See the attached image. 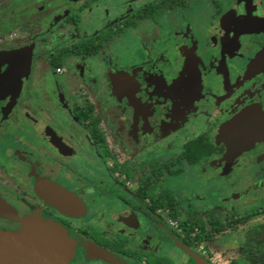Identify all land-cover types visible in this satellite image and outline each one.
Masks as SVG:
<instances>
[{
    "label": "flooded vegetation",
    "instance_id": "af4514ba",
    "mask_svg": "<svg viewBox=\"0 0 264 264\" xmlns=\"http://www.w3.org/2000/svg\"><path fill=\"white\" fill-rule=\"evenodd\" d=\"M192 1L121 0L108 10L107 0H0V53L18 52L20 61L16 80L1 79L15 65L0 63V229L18 231L3 224L16 223L13 213L53 222L74 242L70 264H196L188 252L213 264L210 244L234 229L198 241L200 227L187 238L180 222L196 216L207 230L208 218L249 213L237 215L238 194L226 186L190 191L196 181L187 175L209 169L203 182L221 176L264 194V0ZM176 10L178 18L158 27ZM143 20L146 36L137 29ZM122 36L139 57L125 68L111 50ZM100 65L113 96L105 114L87 82ZM107 117L115 118L117 149L107 141ZM50 184L82 211L70 216L46 203ZM166 194L179 219L167 203L154 206ZM94 195L106 197L90 206ZM85 243L120 262L91 257Z\"/></svg>",
    "mask_w": 264,
    "mask_h": 264
},
{
    "label": "rangeland",
    "instance_id": "374dc122",
    "mask_svg": "<svg viewBox=\"0 0 264 264\" xmlns=\"http://www.w3.org/2000/svg\"><path fill=\"white\" fill-rule=\"evenodd\" d=\"M115 1H121V0H107L106 2V8L108 10H114V4L116 3ZM124 1V0H123ZM203 0H197V1H192L191 6L197 4L198 2H202ZM180 15V12H178V10H176L173 13H167L164 14V16H162V20H160V25H158V27H160L163 24V21L168 19V21L170 23H172L171 20H175V18H178L177 16ZM105 18H107L105 16ZM174 25V24H173ZM137 29L139 30L140 35L142 36H146L148 33V26H147V22L146 21H139L137 23ZM130 33V32H129ZM130 34H128L127 36H129ZM129 38V37H128ZM146 38V37H145ZM128 41L125 40V37L122 36L120 38L117 39L116 43L118 45V47L116 45H113L111 50H112V54L113 55H118L119 58V62L118 59L116 60L117 62H115V66L118 67H123L125 68L126 64H132V62H134L133 60H135V58H139L138 57V53L134 48V43L130 41V39H127ZM70 63V62H69ZM72 63V62H71ZM38 66H41V63L37 64ZM100 68L98 69L99 71H101L99 73L96 72L92 73L89 75V80L87 82H91L90 84L93 86V88L90 89L91 93L94 94V96L96 98H99V96L103 97L104 99V103H105V107L99 110L101 112V114H105L107 112L106 109H108V106H110V103H113V96L112 93L109 89V85L108 82L105 81V73L103 70L102 65L99 66ZM128 68V67H127ZM46 72L42 71L40 72V76L42 79H44ZM101 77V78H99ZM98 81H102V84L105 86V91H102V88H100V90H97L99 88H96V82ZM99 83V82H98ZM98 91V93H97ZM99 94V95H98ZM149 105V102L146 103V106ZM114 108V107H111ZM108 112L110 114H113L114 112H116V110L111 109L108 110ZM112 116V115H110ZM117 117V115H116ZM106 120L104 121V126L106 128V132H107V141L108 144L110 145V148H116L117 146H119V142L116 138V122H114L115 118L112 117H107L105 118ZM129 127L127 126L125 128V136H124V131L122 133V135L124 136V145H126L127 147V152L126 153H130L131 149H133L134 147L132 146V141L130 140L129 136H127V133L130 134V131L128 130ZM179 134L175 135L174 138L172 136H170V147L171 149H173V146L177 145L178 143V136ZM175 143V144H173ZM140 145H146L145 142L140 143ZM133 147V148H132ZM117 149V148H116ZM119 149V148H118ZM125 153V152H123ZM125 153V154H126ZM208 170L206 172H201L199 171V168H193L189 174L187 175V178H189V176H191V174L194 175L193 179L196 182H193L190 184V191H208L210 188L213 187H221V186H226L228 187V191H235L238 194V197H234L235 199H233V205L235 207V209L237 210V215H243L246 213H250L253 211H259L264 209V194L261 193V191H254V194H247L245 193L243 190V188L245 187L244 185H235V186H231L229 185V183L227 182V180H224L221 176L218 177V182L216 183H208V182H203L206 178H208L210 176V174H208ZM189 180V179H188ZM201 180V181H200ZM203 183L201 184L203 187L201 188L199 185H197L198 183ZM105 186H108L107 183H104ZM189 186V185H188ZM232 187V188H231ZM113 187H107V190H113ZM226 190H221L219 191H215L213 192L212 195H218L220 193H225ZM257 191V192H256ZM102 197H106L105 195H99L96 196L94 195V197H92L90 199V206H95V204L99 201V199ZM204 199V198H203ZM105 208L109 209L111 207V200H107L105 203ZM219 204H221L219 202ZM12 211H14L12 209ZM13 220H15V224L14 223H8L6 221H3V224L7 227H14L17 226L18 224L19 229H22L26 223L31 222V220L35 219V217L33 216H21L18 213H13L12 215ZM75 219H71L70 221H73ZM264 222V213L258 214L256 216H253L252 218H250L248 221H246L244 224L242 225H238L234 230H228L226 231L224 234H220L216 239H214L212 241V243L210 244V251H211V260L213 262V264H226L229 260L236 258L239 254V246L244 243L245 241V237H246V231L253 227L254 225ZM90 222H88L87 224H89ZM88 227H91V224L88 225ZM100 229L97 228V232ZM66 235V234H65ZM70 243H74L72 239L69 238V236H67ZM154 239V238H153ZM183 259V258H182ZM182 259L177 258V262L176 264H183ZM167 262V260H165Z\"/></svg>",
    "mask_w": 264,
    "mask_h": 264
},
{
    "label": "water",
    "instance_id": "95a60500",
    "mask_svg": "<svg viewBox=\"0 0 264 264\" xmlns=\"http://www.w3.org/2000/svg\"><path fill=\"white\" fill-rule=\"evenodd\" d=\"M13 53H0V63L12 61L11 64L15 65L6 69L3 77L1 76L2 80L18 78L16 65L20 64V61L18 52ZM45 192L43 195L45 202L60 212L76 216L82 211L80 200L55 184H50ZM70 246L71 243L62 228L53 222L35 218L18 231L0 229V264H70L68 259ZM84 246L91 257L111 263L120 262L112 254L92 244L85 243ZM188 253L196 264H207L197 255Z\"/></svg>",
    "mask_w": 264,
    "mask_h": 264
},
{
    "label": "trees",
    "instance_id": "16d2710c",
    "mask_svg": "<svg viewBox=\"0 0 264 264\" xmlns=\"http://www.w3.org/2000/svg\"><path fill=\"white\" fill-rule=\"evenodd\" d=\"M174 6L176 4H168ZM172 173V171H170ZM168 201H165L162 196L155 195L153 198L154 206H162L165 203L170 208V218L179 219L180 210L175 200L170 194H166ZM256 212L249 213L241 217H235L228 219L227 216H217L215 222L208 218L206 224L209 228L205 230V222L199 217H186L185 220L180 222V227H184V232L188 238V234L193 225L200 227V234L197 235V240L202 241L207 238H211L213 234L220 233L226 229H235L238 225L245 223ZM213 219V218H212ZM225 220V223H222ZM243 244L239 246V254L236 258L231 259L227 264H264V224H259L251 228L246 232V237Z\"/></svg>",
    "mask_w": 264,
    "mask_h": 264
}]
</instances>
